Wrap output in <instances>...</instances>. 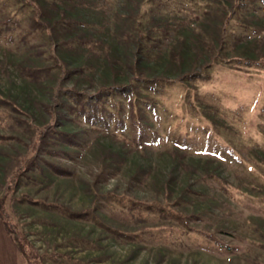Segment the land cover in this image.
I'll list each match as a JSON object with an SVG mask.
<instances>
[{
  "label": "rangeland",
  "instance_id": "1",
  "mask_svg": "<svg viewBox=\"0 0 264 264\" xmlns=\"http://www.w3.org/2000/svg\"><path fill=\"white\" fill-rule=\"evenodd\" d=\"M133 76L174 80L110 96L93 125L57 92ZM0 92V201L41 264H264V0H0ZM7 234L0 264H27Z\"/></svg>",
  "mask_w": 264,
  "mask_h": 264
},
{
  "label": "trees",
  "instance_id": "2",
  "mask_svg": "<svg viewBox=\"0 0 264 264\" xmlns=\"http://www.w3.org/2000/svg\"><path fill=\"white\" fill-rule=\"evenodd\" d=\"M238 4L242 5V3L232 4L230 9H229V14H227L225 17H223V21L221 24V30H220V37H217L218 40H215L213 45H215L217 47H220L223 45V42H224L223 39L225 36L226 27H227L231 17L235 13ZM215 42L219 43V44L216 45ZM55 65H56V63H55ZM207 65H208V63H206L204 66H207ZM20 66H22V65H20ZM57 66L60 69V73L65 72L66 70L75 71V69H71V68L67 69L64 66H62L61 64L60 65L57 64ZM21 70H25V72L27 74H29L31 77H33L34 79H36L37 76H40L42 74H46L48 71L47 68L38 67V66H22ZM198 75H199V71L194 68L190 71H187L185 73H181V74L177 75L176 80H192ZM169 80H174V79H172L171 77H165V76L164 77L163 76H161V77L133 76L129 81H127V83H125V82L119 83L118 82V83H112L109 85H100L97 88L95 94H93V95H85L82 93V91L78 90L75 87L67 88V87H63V86H57V92L60 94H64L68 97L75 98L76 99L75 103H74L75 105H73V106L68 105L69 111L77 114L78 116L81 115L91 125H93L95 122H104L106 120L104 117V112L102 110L103 109L102 102L105 101L110 96H114V95L118 94V95L134 97V96H136L137 88L140 85L143 87H147V86H150L156 82L157 83H160L163 81L168 82ZM91 97L93 99H91ZM5 98L6 97L3 96L0 92V106H3L4 104L9 105V106H11L12 104L15 105L14 102H12L11 100H9L7 98L9 100L8 101ZM55 105L56 104L51 105L52 111L54 109V111L52 112V118L45 124L44 129L40 130L38 132L37 137L34 138L35 141L33 140L34 151L39 150L45 144H48L49 143L48 142L49 137L54 136L53 134L57 133L56 129L54 127V125H55L54 122L56 121L57 115H58L57 111L55 110ZM76 105L78 106V108L76 107ZM106 113L110 116V114L107 111H106ZM21 123L26 125V127H24V131L27 132L30 136L33 132L35 134L36 128L33 127L32 123H30V121H29V123L18 122L16 124H14V126H16V125L19 126V125H21ZM60 134L67 137V139H71V136L68 135L66 132H61ZM72 140L75 141V139H72ZM134 142H135V145H137L136 147H139L140 142L137 140H134ZM34 157H35V152L32 155V157H27L26 159L21 161V163H19L18 165H16L12 169L10 176L8 177V181L5 185L4 191L5 190L8 191L11 188H13L12 186L15 185L20 174L23 173V171H25L27 169V167H29V165H31V163H33ZM51 165L53 167H55L56 169H58V171H63L61 167L55 166L53 164H51ZM103 197L106 199L108 197V195H103ZM30 201L33 202L32 200H30ZM85 214H88V213L82 212V211H74V212H71L70 215H72V216H83ZM0 219L2 220L4 226L7 229V231L9 232V234L13 237L14 241L17 244L19 252L21 253L22 256H24L27 264H41L40 255L35 252L36 250L34 248L31 247L30 243L26 239V236L21 235L20 233L14 232L12 224L10 225L9 222H7L6 215L4 214V208H3L2 200L0 201ZM139 221H142L143 224H145L148 220L147 219H141Z\"/></svg>",
  "mask_w": 264,
  "mask_h": 264
},
{
  "label": "crops",
  "instance_id": "3",
  "mask_svg": "<svg viewBox=\"0 0 264 264\" xmlns=\"http://www.w3.org/2000/svg\"><path fill=\"white\" fill-rule=\"evenodd\" d=\"M0 226H1V228L2 229H4L5 231H6V234L7 233H9L8 231H7V229L5 228V226H4V224H3V222H2V220L0 219ZM8 235V234H7ZM10 235V234H9ZM11 257V262H12V264H16V257L17 256H10Z\"/></svg>",
  "mask_w": 264,
  "mask_h": 264
}]
</instances>
